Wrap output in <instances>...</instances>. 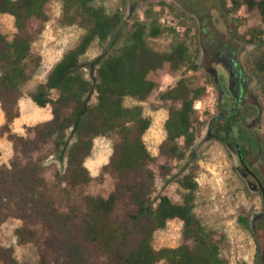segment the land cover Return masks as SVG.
<instances>
[{
  "label": "trees",
  "instance_id": "16d2710c",
  "mask_svg": "<svg viewBox=\"0 0 264 264\" xmlns=\"http://www.w3.org/2000/svg\"><path fill=\"white\" fill-rule=\"evenodd\" d=\"M51 1L0 0V14L12 16L17 30L11 39L0 32V110L6 119L0 128V137L8 134L13 141L30 142L13 134L11 125L20 116L18 104L23 88L36 72L35 69L29 71V62L33 59L30 25L34 21L44 24L49 20L46 7ZM57 1L63 4L64 24L79 25L85 33L55 65L47 81L30 93L39 107L52 109V119L35 127L37 139L53 144L59 161H66L62 182L76 188L95 179L86 166L95 139L117 136L119 142L111 162L103 170L113 175L118 184L109 197L87 195L83 211L73 209L70 214L62 215L44 191L46 181L41 176L39 161L30 158L23 164L16 156L10 167L0 168V226L7 217L5 207L10 205L4 191L12 185L21 203L29 209L34 208L64 236L68 257L64 264H98L90 256L87 245L94 246L98 256L114 264H229L215 233L196 211L200 187L196 169L187 171L194 160L191 149L203 126L195 103L206 96L207 86H194L191 80L183 77L173 88L160 92L163 101L172 103L161 153L179 162L188 159L177 178L183 190L181 202L165 194L154 196L155 174L150 165L155 157L144 138L152 119L144 115L142 105H125L128 97L145 102L160 88L149 75L166 63L174 72L193 67L195 58L187 40L176 41L168 52L157 51L149 44V38L176 33L175 28L160 22L161 12L149 10L145 20L135 18L131 29L126 30L127 16L122 10L109 13L104 5H97L98 0ZM227 1L222 0V8L229 14L245 6L258 11L264 24V0H229V8ZM235 33L236 40L258 46L252 56L251 71L260 81L264 97V28L252 27L240 35L236 27ZM96 41L105 52L88 61L85 58ZM111 43L118 46L114 53L107 50ZM244 118H239L232 109L228 118L231 129L241 126ZM231 129L225 138L237 140L245 155L241 141L248 137L247 134L240 129V134L234 137ZM260 150L264 156L262 144ZM123 196H128L136 207L128 222L114 217ZM172 220L183 223L184 243L156 249L153 245L155 232L165 229ZM240 221L250 227L245 217ZM0 264H20L12 249L1 241Z\"/></svg>",
  "mask_w": 264,
  "mask_h": 264
},
{
  "label": "rangeland",
  "instance_id": "374dc122",
  "mask_svg": "<svg viewBox=\"0 0 264 264\" xmlns=\"http://www.w3.org/2000/svg\"><path fill=\"white\" fill-rule=\"evenodd\" d=\"M97 5H104L109 13L118 10L125 12L126 30L131 29L135 18L145 20L149 10L161 12L160 22L166 27L175 28L176 33L149 38V44L157 51L168 52L176 41L187 40L195 58L193 67L174 72L170 64L166 63L162 69L150 73L149 78L156 81L160 88L147 101L141 103L130 97L125 100L128 107L142 105L144 115L152 119L144 138L155 157L150 165L155 174L154 196L165 194L175 202L182 200L183 190L177 183V178L185 169L188 159L179 162L161 153L167 138L165 123L172 103L163 101L160 92L173 88L181 78H188L194 86L206 85L208 88L206 96L201 99L202 108L198 111L203 122L202 132L191 149L194 160L187 169H196L200 185L196 211L204 224L215 233L222 255L229 260V264H264V192L259 182L251 175H245L246 170L237 149V144L240 146V143L225 138L232 126L220 115L225 104L228 111L237 106L236 102H230L231 94L228 90V69L232 65L228 61L231 59L229 53L235 52L239 64L249 77L244 102L253 107L249 108V116L245 117L242 125L231 130L234 137L240 134V129L247 134L248 137L241 141L245 150L243 158L248 168L259 176L264 188V156L260 150L261 144L264 147V97L261 83L251 71L252 56L258 46H249L235 39L236 27L240 35L252 27L264 28L260 14L245 6L240 11L229 14L222 8V0H98ZM227 6L231 7L229 0ZM46 11L49 15L46 23L34 21L30 25L33 59L29 62V71L35 69L36 72L24 86L18 104L19 109L24 110V116L18 121L15 134L30 142L13 141L8 134L0 138V168L10 167L16 156L23 164L30 158L39 161L41 176L46 181L44 191L47 197L59 214L67 215L73 209L84 210L85 196L107 198L115 191L118 182L103 167L111 162L119 138L112 135L95 139L93 153L86 160V166L95 178L90 184L73 188L62 182L66 161H59L53 144L40 141L35 132L37 120L45 118L51 107L36 111L33 109L35 107L30 93L47 81L52 69L68 50L78 44L85 30L79 25L64 24L63 4L60 1H51ZM0 32L10 39L14 37L17 30L12 16L0 14ZM117 47L111 43L107 45V50L114 53ZM104 52V48L96 41L85 59L93 60ZM240 75L246 80L243 72ZM216 83L226 93L225 101L220 105ZM4 122V116L0 115V128ZM216 133L221 137H217ZM15 193L16 188L12 185L4 191L10 205L5 207L7 217L0 226L2 245L12 249L20 264L66 263L68 257L63 245L64 236L57 231L55 225L38 215L34 208L29 209L21 203ZM135 211L136 207L130 198L123 196L118 201L114 217L128 222ZM241 217L247 219L249 228L240 221ZM183 243V223L179 220L169 221L165 229H159L154 234L153 245L156 249L178 247ZM86 247L98 264H114L98 256L94 246Z\"/></svg>",
  "mask_w": 264,
  "mask_h": 264
},
{
  "label": "flooded vegetation",
  "instance_id": "af4514ba",
  "mask_svg": "<svg viewBox=\"0 0 264 264\" xmlns=\"http://www.w3.org/2000/svg\"><path fill=\"white\" fill-rule=\"evenodd\" d=\"M229 54H231V59H229L228 61H229V63H232V65L230 66L231 68L228 69V74H229L228 90H229V93L231 94L230 102H232V103L236 102L237 106L234 108V111H236V113H237L239 118H242V117L249 116L248 115L249 108L253 107L252 104H246L244 102V99L247 97L246 94H247V91H248V78L249 77H248V74H247L246 70L242 67V65L239 64L238 58H236V56H235L236 53L235 52H231ZM240 72L244 73V76H245L246 80H243L241 78ZM241 79L243 80L242 83L240 82ZM215 89L217 90V92L219 94V105H220V104L224 103L226 93L223 91L222 87L218 83H216ZM227 107H228V103H227ZM220 115H222V117H225L226 120L228 121V118L231 115V111H228V108H226V104H225V107L222 108ZM245 119L246 118H244L242 123L245 121ZM215 135L217 137H219V138L221 137V135L218 134V133H216ZM222 139H224V138H222ZM242 154H243V152H242ZM247 174L251 175V173L246 171L245 175H247ZM251 176L257 182L258 181L260 182L258 176H256V175H255V177L253 175H251Z\"/></svg>",
  "mask_w": 264,
  "mask_h": 264
},
{
  "label": "crops",
  "instance_id": "0c3cea01",
  "mask_svg": "<svg viewBox=\"0 0 264 264\" xmlns=\"http://www.w3.org/2000/svg\"><path fill=\"white\" fill-rule=\"evenodd\" d=\"M32 103H33V105H34V107L35 108H33V109H35L36 111L38 110V111H40V110H43V109H45V108H48V107H45V108H42V107H39L35 102H33V100H32ZM38 106V108L36 107V106ZM0 109H1V105H0ZM18 109H19V107H18ZM19 112H20V116L17 118V119H15L14 120V122L12 123V125H11V131H12V133H14L15 134V132H17L16 131V128H17V125H18V121L20 120V118H21V116L23 117L24 116V110H20L19 109ZM0 115H3L4 116V119H5V115H4V113L0 110ZM39 117V116H38ZM52 109L51 110H49V112L47 113V116L45 117V118H42V119H40V120H37V122L36 123H38V124H42V123H45V122H48V121H50L51 119H52ZM5 122H6V119H5ZM5 122L2 124V126L5 124ZM37 124V125H38ZM1 126V127H2ZM0 138H2V137H0ZM1 149V148H0ZM0 153H1V150H0Z\"/></svg>",
  "mask_w": 264,
  "mask_h": 264
},
{
  "label": "water",
  "instance_id": "95a60500",
  "mask_svg": "<svg viewBox=\"0 0 264 264\" xmlns=\"http://www.w3.org/2000/svg\"><path fill=\"white\" fill-rule=\"evenodd\" d=\"M237 149H238V154H239V158H240V161L242 163V165L244 166V168L246 169L247 172L251 173V175H253L255 177V175L250 171V169L248 168L244 158H243V154H242V151L240 149V146L239 144H237ZM258 180V179H257ZM259 182V181H258ZM259 186L260 188H262L263 192H264V188L263 186L261 185V183L259 182Z\"/></svg>",
  "mask_w": 264,
  "mask_h": 264
},
{
  "label": "built area",
  "instance_id": "2783aa9c",
  "mask_svg": "<svg viewBox=\"0 0 264 264\" xmlns=\"http://www.w3.org/2000/svg\"><path fill=\"white\" fill-rule=\"evenodd\" d=\"M201 108H202V101L199 100V101H197V102L195 103V109H196L197 111H200Z\"/></svg>",
  "mask_w": 264,
  "mask_h": 264
}]
</instances>
